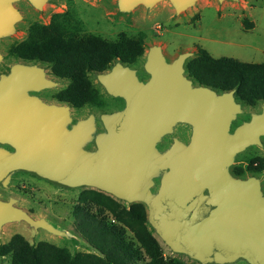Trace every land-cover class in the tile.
Listing matches in <instances>:
<instances>
[{
	"label": "water",
	"instance_id": "1",
	"mask_svg": "<svg viewBox=\"0 0 264 264\" xmlns=\"http://www.w3.org/2000/svg\"><path fill=\"white\" fill-rule=\"evenodd\" d=\"M201 1L239 3L114 0L113 6L117 15L130 16L164 5L176 19ZM22 2L42 13L52 0H0V47L17 34L23 17L16 4ZM194 56L186 51L169 61L153 44L139 69L115 59L90 75L120 107L79 119L70 104L41 97L66 80L50 76L39 62L12 63L0 73V187L9 190L23 173L62 190L94 189L128 206L142 204L147 226L172 255L196 264H264L262 180L232 172L239 154L263 149L264 102L236 124L245 114L236 90L195 83L185 69ZM17 203L0 194V231L24 223L35 235L81 244Z\"/></svg>",
	"mask_w": 264,
	"mask_h": 264
},
{
	"label": "rangeland",
	"instance_id": "2",
	"mask_svg": "<svg viewBox=\"0 0 264 264\" xmlns=\"http://www.w3.org/2000/svg\"><path fill=\"white\" fill-rule=\"evenodd\" d=\"M113 1L52 0L44 7L42 13L34 11L24 2L16 4L23 20L17 25V34L2 42L0 49L4 60L0 64V73L7 71L12 63L22 61L10 56L8 49L12 44L26 38L27 30L31 24L47 25L53 14L64 12L73 14L75 19L80 22L83 33L98 36L107 42L115 41L120 35L134 38L141 34L144 55L148 46L159 44L169 61L174 60L179 53L194 52L195 56L187 61L189 62L197 56L199 50H205L213 58L227 57L246 63L264 64V0H239V3L224 2L221 5L216 2L201 1L195 9L176 19L172 17L173 11L164 5L150 13L138 11L130 16H119L116 14ZM247 17L254 23L252 30H248L252 24ZM144 55L129 65L139 69ZM47 69L52 76L48 66ZM139 76L144 80L147 78L141 72ZM89 77L106 102V107L98 109L90 105L81 108L71 106L72 115L77 119L85 117L90 112H110L120 107V102L104 96L92 76ZM66 85L67 81L58 90L43 92L42 99L48 103L59 104L60 102L55 99V94ZM259 108L260 102L255 106L243 104L245 114L236 124L242 120H248V113L256 112ZM179 136L185 138L186 131L180 130ZM262 144L263 149L261 150L251 148L239 154L232 171L237 167L244 172L241 177L259 176L264 189V171L262 173H253L252 171L257 166L258 159H264V138ZM0 194L2 200H7L8 197L15 198L18 201L16 205L32 217H45L60 229L66 230L81 243L80 245L67 243L63 239L51 237L43 231L35 235L26 224L11 223L0 231V244L8 243L12 236L19 234L30 244L46 241L58 247H66L71 253H95L76 231L73 212L76 206H83L105 219L108 225L121 230L132 247L139 250V259L128 264H150L146 246L152 239L158 243L164 263L168 264L172 261L171 259H177L183 264H196L184 257L172 255L153 235L147 223L142 220L143 214L145 219L147 216L146 209L142 204L136 203L128 206L126 203L116 201L94 189L62 190L23 173L14 176L9 190L0 187ZM0 264H11V256L0 257Z\"/></svg>",
	"mask_w": 264,
	"mask_h": 264
},
{
	"label": "trees",
	"instance_id": "3",
	"mask_svg": "<svg viewBox=\"0 0 264 264\" xmlns=\"http://www.w3.org/2000/svg\"><path fill=\"white\" fill-rule=\"evenodd\" d=\"M81 24L72 13H56L47 25L33 23L23 41L12 44L8 54L24 62H39L49 67L51 74L67 81L65 88L55 94L60 103L73 108L90 105L104 109L106 102L90 80L91 73L106 71L115 59L123 64H133L144 55L143 37L129 38L120 35L107 42L92 34L82 32ZM186 74L195 83L218 91L235 89L239 102L255 106L264 102V65L240 62L221 57L213 58L199 50L195 58L185 65ZM253 173L264 171V159H258ZM235 176H243L240 168H233ZM76 231L95 251L71 253L46 241L30 244L16 234L8 243L0 244V257L11 256V264H128L139 259V250L132 247L124 233L110 226L105 219L83 206L73 212ZM146 222L144 214L141 216ZM150 264H166L158 243L152 239L146 246ZM168 264H183L171 259Z\"/></svg>",
	"mask_w": 264,
	"mask_h": 264
},
{
	"label": "crops",
	"instance_id": "4",
	"mask_svg": "<svg viewBox=\"0 0 264 264\" xmlns=\"http://www.w3.org/2000/svg\"><path fill=\"white\" fill-rule=\"evenodd\" d=\"M247 19L250 21V23L252 24L251 27L248 30H252L254 28V23L247 17ZM237 60V59H235ZM239 61V60H238ZM241 62V61H240ZM246 63V62H245ZM253 64H259V63H253ZM264 65V64H263Z\"/></svg>",
	"mask_w": 264,
	"mask_h": 264
}]
</instances>
